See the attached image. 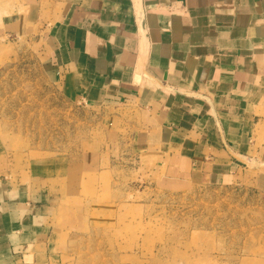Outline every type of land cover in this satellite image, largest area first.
Listing matches in <instances>:
<instances>
[{"label":"crops","instance_id":"obj_1","mask_svg":"<svg viewBox=\"0 0 264 264\" xmlns=\"http://www.w3.org/2000/svg\"><path fill=\"white\" fill-rule=\"evenodd\" d=\"M11 37L67 100L134 110L142 163L264 194V0H0V62ZM47 173L0 132V264L63 262Z\"/></svg>","mask_w":264,"mask_h":264},{"label":"rangeland","instance_id":"obj_2","mask_svg":"<svg viewBox=\"0 0 264 264\" xmlns=\"http://www.w3.org/2000/svg\"><path fill=\"white\" fill-rule=\"evenodd\" d=\"M10 41L0 132L60 188L61 264H264L263 193L179 182L142 163L134 110L67 100L31 41Z\"/></svg>","mask_w":264,"mask_h":264}]
</instances>
